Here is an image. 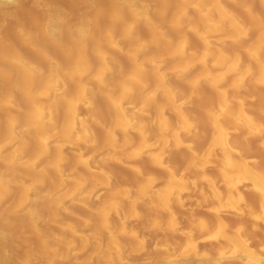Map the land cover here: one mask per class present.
<instances>
[{"label": "clouds", "instance_id": "clouds-1", "mask_svg": "<svg viewBox=\"0 0 264 264\" xmlns=\"http://www.w3.org/2000/svg\"><path fill=\"white\" fill-rule=\"evenodd\" d=\"M0 264H264V0H0Z\"/></svg>", "mask_w": 264, "mask_h": 264}]
</instances>
